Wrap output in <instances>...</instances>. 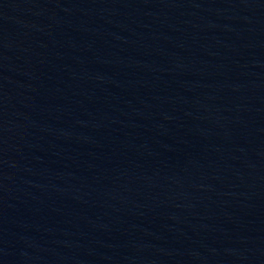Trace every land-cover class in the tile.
<instances>
[{"label": "water", "instance_id": "water-1", "mask_svg": "<svg viewBox=\"0 0 264 264\" xmlns=\"http://www.w3.org/2000/svg\"><path fill=\"white\" fill-rule=\"evenodd\" d=\"M0 264H264V0H0Z\"/></svg>", "mask_w": 264, "mask_h": 264}]
</instances>
